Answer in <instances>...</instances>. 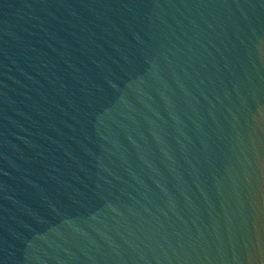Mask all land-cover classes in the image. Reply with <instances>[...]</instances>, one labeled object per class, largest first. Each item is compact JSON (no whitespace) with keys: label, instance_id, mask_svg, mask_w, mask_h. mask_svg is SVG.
I'll list each match as a JSON object with an SVG mask.
<instances>
[{"label":"water","instance_id":"water-1","mask_svg":"<svg viewBox=\"0 0 264 264\" xmlns=\"http://www.w3.org/2000/svg\"><path fill=\"white\" fill-rule=\"evenodd\" d=\"M0 264H264V0H0Z\"/></svg>","mask_w":264,"mask_h":264}]
</instances>
